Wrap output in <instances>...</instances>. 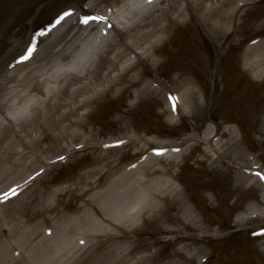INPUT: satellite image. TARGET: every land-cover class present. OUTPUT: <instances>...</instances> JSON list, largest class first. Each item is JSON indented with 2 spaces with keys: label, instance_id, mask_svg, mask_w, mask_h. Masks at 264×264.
Instances as JSON below:
<instances>
[{
  "label": "rangeland",
  "instance_id": "1",
  "mask_svg": "<svg viewBox=\"0 0 264 264\" xmlns=\"http://www.w3.org/2000/svg\"><path fill=\"white\" fill-rule=\"evenodd\" d=\"M128 1L0 0V74L41 47L50 36L48 29L59 26L61 19L69 14L80 13V18L70 26L76 29L87 16V5L107 6L111 11ZM246 5L250 8L245 11L247 21L240 27L241 40L221 37L218 44L202 32L194 20L171 23L166 42L157 50L159 64L151 67L142 62L134 68L143 80L153 78L165 82L174 73L188 76L197 99L203 104L192 116L169 115L167 110H161L163 103L154 97L143 98L133 108H128L132 86L117 97L115 86L100 101L78 110H87V115L80 126L70 124L72 131H81L71 143L75 146L72 152L60 147L70 141L69 137L54 136L58 128L50 123L46 130L39 127V131L31 132L35 137L33 146L22 144L20 139L14 143V154H10L17 159L20 154L23 157L16 167H8L12 168L8 174L0 176V264H11L14 259L21 264L53 261L79 264L85 256L92 255L93 244L96 254L104 244L113 242L107 228L98 229L92 224V218L86 220L82 216L89 212L84 209L85 203L95 189L91 186L94 168L100 166L102 180H106L107 160L116 158L118 164L124 165L132 157L134 144L119 149L100 144L123 135L124 119L136 136L149 140L143 155L153 150L152 141L175 143L189 138L179 148L161 152L177 153L170 167L175 186L182 190L197 214L198 223L206 229L204 235H197L194 228L185 229L188 238L184 242L207 255L202 264H264V231H261L264 219L255 217L243 224L235 223V217L244 212V207L259 198L256 184L246 181L236 184L229 170L232 163L224 158L220 167L219 163L212 162L214 154L209 152L208 157L202 154L205 145L194 148V144L190 145L194 142L190 135L201 134L205 126H214L217 122L233 132L237 147L264 171V136L256 131L260 123L256 116L264 109V77L252 78L240 56L249 39L264 34V25L256 31L249 27L250 17L264 14V0ZM25 102L11 100L0 105V115L14 121V132L21 138V129L28 128L31 120L25 114L28 109L22 108ZM73 118L71 114L70 120ZM34 119L40 125L38 119ZM89 130L93 131L98 145L81 142L83 133ZM28 139L31 137L22 140L27 142ZM150 225L152 223L146 229L136 227L134 232L131 227L124 229L135 239L136 246L121 264H131L149 252L154 256L148 264H163L173 248L180 245L171 243V235L158 227L149 228ZM211 232L216 236H211Z\"/></svg>",
  "mask_w": 264,
  "mask_h": 264
},
{
  "label": "bare ground",
  "instance_id": "2",
  "mask_svg": "<svg viewBox=\"0 0 264 264\" xmlns=\"http://www.w3.org/2000/svg\"><path fill=\"white\" fill-rule=\"evenodd\" d=\"M251 1L255 0H140L138 3L130 0L111 11L107 6L96 8L90 4L85 7L86 18L76 29L70 26L80 18V13L62 18L59 26L49 31L50 36L41 47L0 74V105L11 100H24L22 108L28 109L25 114L31 119L28 128L21 129L22 137L31 139L23 142V138L14 132V121L1 113L0 176L8 174L12 169L8 167H16L23 157V154L18 159L13 156L14 143L20 139L22 144L33 146L35 137L31 132L39 131V127L48 129V123L58 128L54 136L69 137L70 141L60 147L65 152H72L75 146L71 143L81 135V131H72L70 124L74 122L80 126L87 115V110H78L100 101L115 86V97L132 86L128 108H133L143 98L154 97L163 103L161 110H167L169 115L184 113L192 116L203 104L197 99L194 84L188 76L174 73L165 82L153 78L143 80L134 71L135 66L142 62L151 67L159 64L157 50L166 42L171 23L194 20L197 27L218 44L221 37L241 40L240 27L247 21L245 11L250 5L246 4ZM250 18L249 27L254 31L263 27L264 14ZM248 42L240 55L244 69L252 78H262L264 34ZM8 82L10 85L7 86ZM263 110L256 116L260 122L256 131L262 137ZM71 114L74 115L73 120H70ZM121 126L124 127L123 135L100 144L113 145L117 149L134 144L132 157L124 165L118 164L116 158L107 160L106 180H102L100 166L94 168L91 186L95 189L85 203L84 209L89 212L82 216L86 220L92 218V224L98 229L107 228L113 242L104 244L96 254L93 253V244L92 255L85 256L79 264H121L136 246L135 239L124 229L131 227L134 232L136 227L146 229L150 223L149 228L158 227L161 232L171 235V243H180L163 264H189L192 260H197L194 264H202L207 255L202 249L184 241L188 238L185 229L194 228L197 235H204L205 227L198 223L194 209L182 190L175 186L170 167L177 153L161 152L162 149L179 148L189 138L175 143L152 141L153 150L143 155L149 140L128 129L127 120L124 119ZM82 136L83 144L98 145L92 130ZM190 139L194 140L190 144H194L192 148L205 145L206 150L201 149L202 154L206 157L209 152L214 154L212 162L219 163L220 167H223L221 159L232 163L229 170L236 184L244 181L256 184L259 198L244 207V212L235 217V223L243 224L255 217L264 219V172L259 171L252 158L237 147L233 132L216 122L214 126H205L201 134L190 135ZM210 234L216 236L215 232ZM153 256L149 252L131 264H148ZM11 264L21 263L14 259ZM50 264L58 263L53 261Z\"/></svg>",
  "mask_w": 264,
  "mask_h": 264
},
{
  "label": "snow or ice",
  "instance_id": "3",
  "mask_svg": "<svg viewBox=\"0 0 264 264\" xmlns=\"http://www.w3.org/2000/svg\"><path fill=\"white\" fill-rule=\"evenodd\" d=\"M67 14V13H66ZM261 231H264V229H262Z\"/></svg>",
  "mask_w": 264,
  "mask_h": 264
}]
</instances>
